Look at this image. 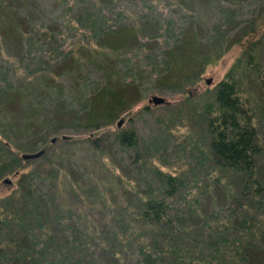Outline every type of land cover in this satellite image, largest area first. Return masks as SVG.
<instances>
[{"label": "trees", "instance_id": "1", "mask_svg": "<svg viewBox=\"0 0 264 264\" xmlns=\"http://www.w3.org/2000/svg\"><path fill=\"white\" fill-rule=\"evenodd\" d=\"M114 1L118 0L104 2ZM212 1L222 2L209 0L210 3ZM15 2L0 0V42L8 53L14 50L13 38L16 33L19 34L21 51L26 29L33 24L28 7H23L21 11V5L16 7ZM63 2H69L72 7L75 1L58 0V3ZM206 2L178 0L190 15L198 16L188 17L190 21L182 27L176 42L168 48L161 47L164 44L159 40L162 21L128 20L122 26H117L114 24L120 19L111 18L113 25L106 26L96 36L85 40L82 38L85 37L86 26L82 21L79 32L74 36L78 37L75 44L80 52L79 56L74 54L73 59L101 68L105 93L109 94L106 101H100L103 92L90 97L89 115L83 124L85 128L99 130L104 125L100 122V115L108 113L113 105L118 61L128 49H132V45L139 46L145 38L153 39L152 43L163 49L161 64H158L165 67L163 74L160 71L165 81L172 84L200 76L213 55L212 49L204 45L205 35L198 22L202 17L198 9ZM100 6L101 3L96 1L91 7L98 10ZM18 21L23 22L21 26L26 25L25 32L19 30ZM78 21L75 17H69V26L77 27ZM200 22L206 26L205 20ZM258 22L249 25L236 38L227 36L226 47L219 52L224 53L229 46L239 44V64L243 63L244 69L249 67L260 72L262 69L256 60V52L264 40V33H259L255 38L259 31ZM149 26L155 27V31L150 33ZM27 80L24 91L18 88L15 92L19 104L25 105L26 109L34 104L32 98L27 102V97L37 91L35 89L39 82L43 81L38 78L35 82L29 76ZM9 91L6 92V100L9 98L11 102L15 96ZM213 100L216 107L210 116L208 114L206 134L201 138L206 143V150L202 152L212 171H217L213 173L212 184L225 192L230 203L232 218L224 224L227 230H231L235 243V248H232L235 257L230 264H244L249 247L262 250L264 235V228L256 227V219L252 220L249 214L253 208L263 207L264 211V182L257 174L255 162L260 148V143H257L258 131L249 99L240 93L239 84L234 78L228 77L217 83ZM5 105H0V118L7 126H18L22 119L16 118V112H11ZM37 120L38 112L31 108L24 122L30 124ZM101 138L62 137L65 148L52 153L44 163L47 169L40 172L46 182L44 192L33 187L30 172H23L11 194L0 197V264H108L112 260L113 264H229L228 261L222 263L219 260L220 253H223L221 250L226 249L225 238L223 243H219L220 240L213 237L217 226L211 215L217 214L218 207L208 213L200 210L204 186L196 196L190 195L182 172L158 171L156 168L160 192H139L131 179H126L118 165L103 152V145L99 142ZM113 138L111 142L121 147L135 146L137 143L133 131L116 132ZM10 153L12 160L16 154L13 151ZM31 173L36 176L37 171ZM220 173L232 174L231 179L234 177L237 185H231L229 179L222 180L218 175ZM127 193L132 198L126 197ZM179 198L185 202H175ZM203 230L205 236L209 237V248L197 243V240L203 239L199 236H204ZM253 233L258 238H250L249 241L247 236Z\"/></svg>", "mask_w": 264, "mask_h": 264}, {"label": "rangeland", "instance_id": "2", "mask_svg": "<svg viewBox=\"0 0 264 264\" xmlns=\"http://www.w3.org/2000/svg\"><path fill=\"white\" fill-rule=\"evenodd\" d=\"M12 1H16V7L21 5V11L23 7H28L26 9L30 12L34 27L32 24L26 29L21 51L19 34L16 32L12 53L5 51V46L0 42V105L6 104L11 112H16V118L22 119L18 126H7L0 118V197L11 194L12 189L18 186L23 172H30L33 187L44 192L46 182L40 172L47 169L44 163L52 153L65 148L63 135L77 139L101 136L99 142L103 145V152L118 165L126 179H131L139 192H160L159 169L182 172L190 195L196 196L204 186L200 210L208 213L218 207L217 214L211 215L217 226L213 237L220 240L219 243H223L225 238L226 249L221 250L223 253H220L219 260L230 264L235 257L232 251L235 243L231 230H227L224 225L230 221V203L225 192L212 184L213 173L217 171H212L210 164L204 160L202 150H206V143L201 138L206 134L208 114L210 116L216 107L213 100L215 86L223 79L234 78L239 84L240 93L249 99L255 116L257 143H260L255 162L257 174L264 182V40L256 52V60L262 69L260 72L249 67L244 69V64H239V44L229 46L224 53L219 52L226 47L227 36L236 38L257 21L260 25L255 38L259 33H264V0H222L211 3L206 0L199 7L198 12L202 13L200 21H206V26L198 21L205 35L204 45L209 46L213 52L199 77L168 83L161 78L165 72V67L160 65L163 49L155 46L151 38L143 39L139 46L132 45V49H128L118 61L113 105L108 113L100 115V122L104 125L99 130L87 129L83 125L90 111L89 99L103 92L100 101H106L109 94L105 93L101 68L73 59V55L79 56L80 52L75 44L78 37L74 36L79 32L82 21L86 26V33L82 34L84 40L96 36L106 26L113 25L111 18L120 19L114 24L117 26H122L128 20L162 21L159 40L164 44L161 47L168 48L176 42L179 31L190 21L188 17L197 18L198 15H190L183 8V3L179 5L178 0H118L112 3L105 0H74L72 7L69 2L58 3V0ZM96 1L101 3L98 10L91 7ZM69 17L79 20L77 27L69 26ZM22 24L18 21L19 30L23 33L26 25ZM148 31L152 33L155 27L149 26ZM154 68L159 70L155 71ZM28 76L35 82L38 78L43 81L39 82L35 89L37 91H32L27 97V102L32 98L34 104L26 109L25 105L19 104L15 92L18 88L24 91ZM8 91L15 96L11 102L9 98L6 100ZM151 95L163 96L165 103H150ZM31 108L38 112V120L26 124L24 119ZM119 119H122V123L117 126ZM123 130L135 132V146L121 147L111 142L114 141L115 133ZM52 138H55L53 142ZM41 148L45 149V157H21L22 153L35 152ZM10 151L16 154L12 160ZM34 170L37 171L36 176L31 173ZM218 175L222 180L229 179L231 185H237V180L234 177L231 179L232 174ZM7 177L11 181H5ZM126 197L132 198L129 193ZM180 200L183 198L175 202L179 203ZM262 208H253L249 213L252 220L256 219V227L260 226V229L264 228ZM199 236L203 239L197 240V243L209 248V237L205 233ZM247 237L249 241L250 238H258L254 233ZM261 245L262 250L249 247L247 261L250 260L244 264L264 262V235ZM199 256L202 255L199 253ZM111 263L113 260L108 262Z\"/></svg>", "mask_w": 264, "mask_h": 264}, {"label": "water", "instance_id": "3", "mask_svg": "<svg viewBox=\"0 0 264 264\" xmlns=\"http://www.w3.org/2000/svg\"><path fill=\"white\" fill-rule=\"evenodd\" d=\"M209 81V80H207ZM149 102L150 103H153L154 105H157V104H162V103H165V98L163 96H160V95H151L150 99H149ZM122 123V119H119L117 121V126H120ZM63 137H66L65 135H63ZM55 140V138H52L51 139V142H53ZM45 149L44 148H41L35 152H31V153H22L21 154V157L23 159H32V158H36L40 155H42L44 153ZM5 181H11V178L10 177H7L5 178Z\"/></svg>", "mask_w": 264, "mask_h": 264}]
</instances>
